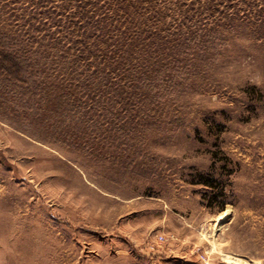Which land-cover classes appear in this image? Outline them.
<instances>
[{
  "label": "rangeland",
  "instance_id": "obj_1",
  "mask_svg": "<svg viewBox=\"0 0 264 264\" xmlns=\"http://www.w3.org/2000/svg\"><path fill=\"white\" fill-rule=\"evenodd\" d=\"M227 255L264 264V0H0V264Z\"/></svg>",
  "mask_w": 264,
  "mask_h": 264
},
{
  "label": "bare ground",
  "instance_id": "obj_2",
  "mask_svg": "<svg viewBox=\"0 0 264 264\" xmlns=\"http://www.w3.org/2000/svg\"><path fill=\"white\" fill-rule=\"evenodd\" d=\"M228 212V211H227ZM227 212H223L222 215L220 214V218H225L227 216ZM227 259H229L230 261L232 260H236V261H239L243 264H252L251 262H249L248 260H245L243 258H239V257H235V256H231V255H227Z\"/></svg>",
  "mask_w": 264,
  "mask_h": 264
},
{
  "label": "trees",
  "instance_id": "obj_3",
  "mask_svg": "<svg viewBox=\"0 0 264 264\" xmlns=\"http://www.w3.org/2000/svg\"><path fill=\"white\" fill-rule=\"evenodd\" d=\"M198 183H202L204 185H211L212 181L209 180L208 178H205L203 176V177L200 178V180L198 181ZM217 198H218L217 195L213 196V200H212L211 204H209V205H213L212 203L214 202L215 199L217 200ZM224 208H225V203L220 206V209L223 210Z\"/></svg>",
  "mask_w": 264,
  "mask_h": 264
},
{
  "label": "built area",
  "instance_id": "obj_4",
  "mask_svg": "<svg viewBox=\"0 0 264 264\" xmlns=\"http://www.w3.org/2000/svg\"><path fill=\"white\" fill-rule=\"evenodd\" d=\"M161 239H164V236H161Z\"/></svg>",
  "mask_w": 264,
  "mask_h": 264
}]
</instances>
